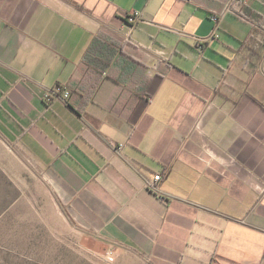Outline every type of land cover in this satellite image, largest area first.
Wrapping results in <instances>:
<instances>
[{
    "label": "crops",
    "instance_id": "0c3cea01",
    "mask_svg": "<svg viewBox=\"0 0 264 264\" xmlns=\"http://www.w3.org/2000/svg\"><path fill=\"white\" fill-rule=\"evenodd\" d=\"M0 135L119 264H264V0H0Z\"/></svg>",
    "mask_w": 264,
    "mask_h": 264
},
{
    "label": "rangeland",
    "instance_id": "374dc122",
    "mask_svg": "<svg viewBox=\"0 0 264 264\" xmlns=\"http://www.w3.org/2000/svg\"><path fill=\"white\" fill-rule=\"evenodd\" d=\"M99 247L45 169L0 135V264H119L114 248Z\"/></svg>",
    "mask_w": 264,
    "mask_h": 264
},
{
    "label": "built area",
    "instance_id": "2783aa9c",
    "mask_svg": "<svg viewBox=\"0 0 264 264\" xmlns=\"http://www.w3.org/2000/svg\"><path fill=\"white\" fill-rule=\"evenodd\" d=\"M129 19L132 21V19H133L132 16H129ZM54 93H59L60 97L64 96V98L67 100L71 94V91L67 88H63L61 86H58L55 89L51 90V92L48 94V97L51 98V96L54 95ZM162 178H163L162 172L155 174L153 180L147 181L148 188L152 191L157 190L159 187V181L162 180ZM110 259H111V257H110Z\"/></svg>",
    "mask_w": 264,
    "mask_h": 264
}]
</instances>
